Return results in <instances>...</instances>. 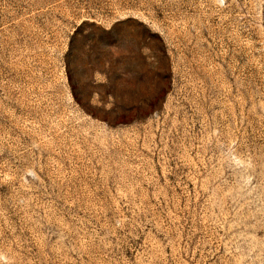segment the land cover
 <instances>
[{"label":"rangeland","instance_id":"1","mask_svg":"<svg viewBox=\"0 0 264 264\" xmlns=\"http://www.w3.org/2000/svg\"><path fill=\"white\" fill-rule=\"evenodd\" d=\"M0 264H264V0H0Z\"/></svg>","mask_w":264,"mask_h":264}]
</instances>
